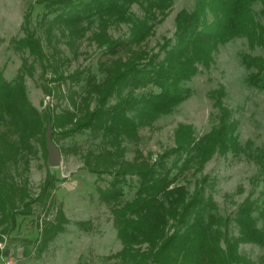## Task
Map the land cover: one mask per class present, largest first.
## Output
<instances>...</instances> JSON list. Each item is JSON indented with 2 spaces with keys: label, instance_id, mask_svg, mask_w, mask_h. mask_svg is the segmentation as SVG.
I'll return each mask as SVG.
<instances>
[{
  "label": "trees",
  "instance_id": "16d2710c",
  "mask_svg": "<svg viewBox=\"0 0 264 264\" xmlns=\"http://www.w3.org/2000/svg\"><path fill=\"white\" fill-rule=\"evenodd\" d=\"M254 1L259 0H196L194 9L184 8L177 14L174 38L165 37L159 44L160 52H152L147 41L174 0H38L42 10L39 23L47 26L48 33L58 27L78 39L93 29L90 38L102 50L98 64L101 78L85 68L66 74L61 70L60 63L65 60L46 54L42 39L30 25L33 5H29L31 10H26L22 24L24 35L14 40L15 48L37 60L42 69L41 86L48 96L55 91L53 84L82 81L83 104H78L74 97L77 91L72 90L68 97L74 109L55 111L52 105L40 109L32 103L25 84L26 76L33 77L36 71L29 57H22L13 79L6 78L0 66V239L16 224L20 205V211L28 213L31 202L50 198L55 175L46 178L41 192L30 199L28 179L24 177L23 183L17 184L12 169L16 173L21 163L28 169L31 155L36 153L34 140L40 141L43 127H48L51 119L53 127L65 129L68 135L89 129L101 139V146L82 154L91 172L100 177L109 171L111 176L106 186L98 184L97 191L110 205L122 242L121 250L114 254L123 259L120 264H249L238 248L245 241L264 247V188L257 199L246 197L231 217L219 212L213 195L205 192L203 179L196 182L193 192L181 183L188 171L202 168L217 150L245 151L238 135L228 131L233 122L227 121L231 111L224 103L223 86L210 92L213 105L218 107V123L198 139L192 124L181 123L174 147L148 168L137 165L139 157H126L125 141H138L141 126L151 127L158 117L190 97V89L183 83L196 75L201 65L210 68L219 45L245 36L252 46L264 48V22L253 18ZM135 3L143 8V16L132 12ZM123 23L130 25L129 35L114 37L109 28ZM245 62L258 70L249 74L250 83L264 87L258 73L264 70V58L253 56ZM50 69L52 75L47 76ZM149 86L150 90L136 94ZM232 128L236 130L237 124ZM254 157L260 165L258 178L264 183V147ZM133 176L137 188L125 200V188L133 184ZM59 213L55 222L46 224L44 245L65 229L68 218ZM231 220L238 232L229 237ZM209 242H218V253L208 249ZM134 256L137 258L132 259Z\"/></svg>",
  "mask_w": 264,
  "mask_h": 264
},
{
  "label": "rangeland",
  "instance_id": "374dc122",
  "mask_svg": "<svg viewBox=\"0 0 264 264\" xmlns=\"http://www.w3.org/2000/svg\"><path fill=\"white\" fill-rule=\"evenodd\" d=\"M195 1L174 0L171 9L156 25L147 41V48L150 51L160 52L159 44L164 42L165 37L174 38L177 14L184 8L194 9ZM252 4L253 18L260 24L263 23L264 2L259 0ZM29 5H33L30 25L42 39L46 54L59 56L65 60L60 63V68L65 74L85 68L96 72L97 78L103 76L98 66L102 50L90 38L93 29L78 39L58 27H54L48 33L47 26L39 23L42 10L38 0H0V66L5 71V77L13 79L20 70L22 57H29V61L36 66L34 76L25 78L32 103L40 109L46 105H52L55 111L74 109L68 95L72 90H76L74 97L78 104L82 105L83 82L78 84L66 80L61 85L53 84L55 91L48 96L41 86L42 69L37 60L27 51H18L15 48L14 40L24 35L22 24L26 10H31ZM132 12L139 16L144 15L143 8L136 3L132 6ZM129 31L130 25L124 23L109 28L114 37H127ZM218 48L210 68L206 69L201 65L196 75L183 83L185 88L190 89V97L183 100L172 112L158 117L151 127L141 126L138 141H125L126 157L132 160L137 156L140 160L137 165H145L144 167L148 168L160 159V155L174 147L175 132L181 123L192 124L196 139L198 135L209 132L212 126L218 123L216 116L219 112L218 107L213 105L214 100L210 97V92L223 86L226 92L224 103L231 111V117L227 121L233 122L231 126L237 124L236 130L230 126L228 131L233 130L232 134L238 135V143L245 151L234 152L231 148L217 150L204 162L202 168L188 171L186 181L181 179V183H186L193 192L196 182L203 179L205 192L213 195L219 212L224 216L233 217L237 206L246 197L252 195L257 199L259 192L264 188L263 180L258 178L260 165L254 157L264 147V87L250 83L249 74L258 70L249 68L245 62L253 56L264 58V48L258 44L252 46L245 36L235 37ZM258 73L263 77L261 80L263 82L264 70H259ZM50 75L51 69L47 73V76ZM150 89L151 86L138 89L136 94L139 90ZM47 129L48 127H43L45 131H42L40 141L34 140L36 153L31 155L28 169L25 170L24 164L21 163L18 171L15 173L12 169V173L17 184H22L24 177L28 179L26 185L30 199H35L41 192L46 178L55 175L57 179L54 187H50V198L31 202V212L28 213L21 212L20 205L16 213V224L2 235V239L9 237L13 238L16 244L32 246L34 252L27 258H31L33 261L30 259V262L33 264H120L123 259L114 254L122 248V242L117 235L110 205L99 198L97 191L98 184L106 186L111 176L107 173L109 171H105L106 173H102L100 177L91 172L84 164L82 154L88 148L96 149L101 146L100 137L94 136L89 129L68 135L64 132L65 129L53 127L52 140L59 146L62 159L59 165L51 166L46 149ZM172 158L174 155L169 161ZM131 180L133 184L126 185L125 188V200L131 198L137 188L136 177L133 176ZM12 196L16 198V195ZM58 211L65 213L70 221H67L64 224L65 229L56 233L47 244H42L40 251L44 230L48 226L46 224L55 222L60 217ZM79 219L85 220L84 223L78 224ZM230 223L229 237L238 232L236 222L231 220ZM209 243L208 249L215 254L218 253V242ZM144 245L147 246V243ZM223 245L226 244L223 242ZM238 251L243 258H249V264H264V247L261 245L245 241L239 245ZM134 258L137 257H132Z\"/></svg>",
  "mask_w": 264,
  "mask_h": 264
},
{
  "label": "crops",
  "instance_id": "0c3cea01",
  "mask_svg": "<svg viewBox=\"0 0 264 264\" xmlns=\"http://www.w3.org/2000/svg\"><path fill=\"white\" fill-rule=\"evenodd\" d=\"M69 218H68V222H69ZM85 220H82V219H79L77 220V223L78 224H81V223H84ZM118 235V233H117ZM119 238V237H118ZM52 239V238H51ZM6 246L3 248V249H0V257L2 256H7L9 254H13L15 256V258H17L19 264H33L32 262H30V259L31 258H27V256L31 253L34 252L32 246H28L26 244H16L12 239H10L9 237H7L6 239ZM41 243V242H40ZM42 244L39 246V250L41 251V247H42ZM47 244V242H46ZM44 245V244H43ZM27 247V248H26ZM121 250V248L119 249ZM118 250V251H119ZM32 260V259H31ZM33 261V260H32Z\"/></svg>",
  "mask_w": 264,
  "mask_h": 264
},
{
  "label": "water",
  "instance_id": "95a60500",
  "mask_svg": "<svg viewBox=\"0 0 264 264\" xmlns=\"http://www.w3.org/2000/svg\"><path fill=\"white\" fill-rule=\"evenodd\" d=\"M48 129L46 132V147L48 150L49 164L51 166L59 165L62 159L59 146L52 140L53 126L51 119L47 123Z\"/></svg>",
  "mask_w": 264,
  "mask_h": 264
},
{
  "label": "built area",
  "instance_id": "2783aa9c",
  "mask_svg": "<svg viewBox=\"0 0 264 264\" xmlns=\"http://www.w3.org/2000/svg\"><path fill=\"white\" fill-rule=\"evenodd\" d=\"M6 238L0 239V249L6 246ZM0 264H19L17 258L13 254L0 257Z\"/></svg>",
  "mask_w": 264,
  "mask_h": 264
}]
</instances>
